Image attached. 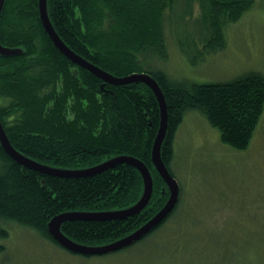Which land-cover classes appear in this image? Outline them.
I'll return each mask as SVG.
<instances>
[{"label": "trees", "instance_id": "16d2710c", "mask_svg": "<svg viewBox=\"0 0 264 264\" xmlns=\"http://www.w3.org/2000/svg\"><path fill=\"white\" fill-rule=\"evenodd\" d=\"M193 2L199 9L193 18L198 27L175 42L195 64L224 49L225 26L238 20L254 0H47L52 26L77 54L114 76L144 72L157 81L167 109L160 156L171 174L175 134L187 112L203 115L218 130L221 142L233 150L247 147L264 114L260 71L221 83H195L174 80L158 67L168 59L164 30L175 34L170 17L175 5L182 3L187 16H192ZM0 42L22 50L15 56L0 55V121L17 151L62 169H84L117 155H131L152 175L151 198L139 213L121 219L68 220L61 224V232L83 245H104L158 212L168 190L151 162L160 121L152 90L142 82L105 83L69 61L44 31L38 0H5ZM5 116L13 118L7 121ZM142 192V177L128 164L93 176L57 177L20 164L0 143V223L29 227L57 245L48 230L55 215L124 209ZM178 203L143 238L162 227ZM7 237L8 231L0 225V239Z\"/></svg>", "mask_w": 264, "mask_h": 264}, {"label": "rangeland", "instance_id": "374dc122", "mask_svg": "<svg viewBox=\"0 0 264 264\" xmlns=\"http://www.w3.org/2000/svg\"><path fill=\"white\" fill-rule=\"evenodd\" d=\"M185 10L182 3L175 5L170 16L175 34L164 30L168 59L157 63L172 79L221 83L249 71L264 74V0H254L225 26L223 50L195 64L175 42L198 27L197 4L192 16ZM171 169L180 189L176 211L145 238L113 252L85 255L29 227L0 223L8 231L7 239H0L5 247L0 264H264V114L247 147L233 150L203 115L187 112L175 134Z\"/></svg>", "mask_w": 264, "mask_h": 264}, {"label": "water", "instance_id": "95a60500", "mask_svg": "<svg viewBox=\"0 0 264 264\" xmlns=\"http://www.w3.org/2000/svg\"><path fill=\"white\" fill-rule=\"evenodd\" d=\"M5 4V0H0V17L2 14V10ZM38 11L39 18L42 24V27L48 37L51 39L54 46L58 49V51L64 55L69 61L75 64L78 67L88 70L93 75L101 79L105 83L113 84V85H121L128 83H138L142 82L147 85L152 92L154 93L158 107H159V127L156 133V136L153 140L152 148H151V162L155 167V170L163 179L169 197L165 204L156 212L151 218H149L145 223H143L140 227L130 232L129 234L112 241L110 243L98 246H90L83 245L78 242L73 241L66 235H64L60 226L63 222L73 219H81V220H109V219H121L131 217L137 213H139L149 202L152 191H153V180L152 175L147 168V166L138 158L131 155H117L111 157L103 162L88 167L84 169H62L57 167H51L48 165L41 164L35 160L26 157L19 151H17L12 144L10 143L7 134L2 126L0 121V143L4 149V151L15 161L20 164L37 170L43 174L57 176V177H85V176H93L95 174H99L108 169H112L118 164H128L134 168H136L143 180V192L140 198L131 206L118 209V210H110V211H68L55 215L48 222V230L52 238L63 248L80 254L92 255V254H104L108 252H113L119 250L121 248L127 247L140 239H142L147 233H149L152 229L157 227L165 218H167L168 214L173 209L174 205L177 203L179 198V185L177 180L171 174L169 169L163 163L160 156V147L161 143L164 139L166 129H167V109L165 98L163 92L158 85L157 81L148 73L144 72H135L126 76L117 77L112 75L111 73L99 68L97 65L93 64L89 60L83 58L75 51H73L66 43L60 38V36L55 31L52 23L49 19L47 12V0H38ZM22 53V50L18 47H7L3 46L0 42V55L4 57L15 56ZM77 72V69L74 70V73Z\"/></svg>", "mask_w": 264, "mask_h": 264}]
</instances>
